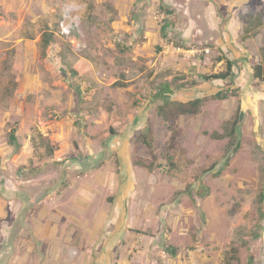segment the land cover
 <instances>
[{
	"label": "rangeland",
	"instance_id": "rangeland-1",
	"mask_svg": "<svg viewBox=\"0 0 264 264\" xmlns=\"http://www.w3.org/2000/svg\"><path fill=\"white\" fill-rule=\"evenodd\" d=\"M195 2L0 0V264H226L233 247L232 264H264V18L249 36L242 21L221 29V46L209 2ZM228 60L232 78L198 77ZM165 82L173 101L209 99L167 122ZM219 91L242 107L230 150L212 134L230 130L239 101L211 99Z\"/></svg>",
	"mask_w": 264,
	"mask_h": 264
},
{
	"label": "trees",
	"instance_id": "trees-1",
	"mask_svg": "<svg viewBox=\"0 0 264 264\" xmlns=\"http://www.w3.org/2000/svg\"><path fill=\"white\" fill-rule=\"evenodd\" d=\"M160 8L161 9L165 8L163 5V2L160 4ZM166 12H167L166 13L167 15L172 14V11L167 10ZM169 23H170L169 20H166L164 25L162 26V28L160 30V35L163 39H166L168 36L167 31H168ZM51 38H52V34H45V38L43 36V40H42L43 51H45L47 49V47L49 46V44L51 43V41H52ZM234 66H235L234 62H232L231 60H228L226 62V69L224 71L219 72V73H214V74H208V75L199 74L198 77L204 82H210V81H215V80H227V79L233 77ZM85 68L86 69L90 68V66L87 62H85ZM254 70H255V73H254L255 78H257L259 80H263L264 79V57H263L262 64L255 66ZM71 73L73 76L79 77L84 73L83 67H82V69L72 68ZM175 81L177 82L178 80L176 79ZM178 87H180V86H178ZM174 92H175V89H173L171 87L170 82L163 83L157 92L158 97L163 101V104L161 106H159V114L167 122L171 121V120L175 121L181 115H197V114H199L202 106L209 99V98L205 97V98H196V99L188 101V102L173 101L171 99V96L174 94ZM231 97L237 98L239 103L237 105V109H236L235 115L233 117V124H232L230 130H228L224 134H216V133L212 134V138L216 139V140H223L226 138H231V140L228 144V148H227L228 150H230L233 147V143L235 141L236 135L238 133H240L239 129H240V125L242 122V111H241L242 107H241L240 99L236 93L232 94V93H229V91L227 93H224L223 91H219L214 96H211V99L218 100V101L227 100ZM173 125H174V123H173ZM16 132H17L16 127H13L10 130L9 143L12 146H15L17 149H19L21 146L18 142ZM151 134H149V133L143 134L141 136V141L143 143H145V145L148 146L149 149L153 152L154 147H155V145H154L155 141H154L153 135H151ZM136 164L141 166V167H146L149 170L153 169L155 166L154 162L146 163L145 161H136ZM214 167H215V164L212 166V169H214ZM176 168H177V165H176ZM174 170H175V167H174V169L173 168L171 169V173ZM181 179L183 181L189 183V184H192L193 182H195V181L186 179L183 176H181ZM263 202H264V195L261 194L260 203H263ZM163 247L166 248V251L170 254V256H172V257L177 256L178 249L175 246L163 244ZM237 253H238V250L236 248H234V247L231 248L228 251L227 256H226V264H232V261L237 260L238 259ZM251 262H253V256H250V258H249L248 263L251 264Z\"/></svg>",
	"mask_w": 264,
	"mask_h": 264
},
{
	"label": "crops",
	"instance_id": "crops-1",
	"mask_svg": "<svg viewBox=\"0 0 264 264\" xmlns=\"http://www.w3.org/2000/svg\"><path fill=\"white\" fill-rule=\"evenodd\" d=\"M163 2V5L170 6L172 5V9H177L178 4L179 5H187L188 11H189V4L193 2L194 4H197L200 0H161ZM209 2V9L206 11L210 15V21L212 23L210 24V28L214 31H216V38L214 40L217 41L218 45L222 46V40L219 38L221 29L225 30V32L233 30H237L240 28V21L243 22L242 28H243V35L249 36L248 32L251 30H257L261 27L262 21L264 16H262V13L264 12V0H207ZM229 21V23H228ZM219 31V32H218ZM224 32V31H222ZM224 32V33H225ZM228 37H230L227 33H225ZM251 34V33H250ZM42 212L41 215L45 216V219L47 218V213L45 212L44 208L40 211ZM47 224H40L39 228H50L52 229L51 233V239L52 241L55 240L53 237L55 236L57 232V228L59 225L56 222H53V220L49 221L46 220ZM94 228H99L100 222H96L94 224ZM90 227V226H88ZM46 238L49 237L48 234L45 235ZM133 236L130 235L129 238H132ZM45 238V239H46ZM47 240V239H46ZM48 242V241H47ZM46 251V255L53 254L50 252V249H44ZM50 252V253H49ZM58 252V251H57ZM68 254V252H66ZM48 255V258L51 257ZM87 257H90L87 255ZM26 263V262H25ZM22 263V260L20 262ZM46 264V262L44 263Z\"/></svg>",
	"mask_w": 264,
	"mask_h": 264
},
{
	"label": "built area",
	"instance_id": "built-area-1",
	"mask_svg": "<svg viewBox=\"0 0 264 264\" xmlns=\"http://www.w3.org/2000/svg\"><path fill=\"white\" fill-rule=\"evenodd\" d=\"M156 18H159V16H157ZM62 28H64V24H62ZM63 32L67 33V31H63ZM206 52L208 53L209 49H207ZM163 253L165 254L166 252L164 251Z\"/></svg>",
	"mask_w": 264,
	"mask_h": 264
}]
</instances>
